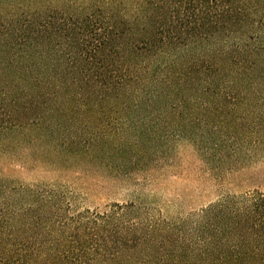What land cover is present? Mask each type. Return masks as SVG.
Instances as JSON below:
<instances>
[{
	"label": "trees",
	"instance_id": "1",
	"mask_svg": "<svg viewBox=\"0 0 264 264\" xmlns=\"http://www.w3.org/2000/svg\"><path fill=\"white\" fill-rule=\"evenodd\" d=\"M262 160L264 0H0V264H264Z\"/></svg>",
	"mask_w": 264,
	"mask_h": 264
},
{
	"label": "rangeland",
	"instance_id": "2",
	"mask_svg": "<svg viewBox=\"0 0 264 264\" xmlns=\"http://www.w3.org/2000/svg\"><path fill=\"white\" fill-rule=\"evenodd\" d=\"M191 170L192 172L194 171L193 167ZM24 177L27 179L38 178L41 177V174L25 171ZM156 184V188L160 190V196L163 201L178 203L182 201L181 198L183 196L188 200H193L194 203L185 206L187 210L200 208L208 202L216 200L220 193L205 178H198L196 176L191 178L187 174L186 168L166 169L164 176ZM85 186L89 187L87 184ZM227 187L231 192L237 194L255 189L264 193V160L252 164L229 177ZM119 190L116 193H107L106 191H96V189L91 191L89 188L88 191L84 192L87 198L85 200L86 204L91 208L103 210L108 203L119 200L125 195V190Z\"/></svg>",
	"mask_w": 264,
	"mask_h": 264
}]
</instances>
